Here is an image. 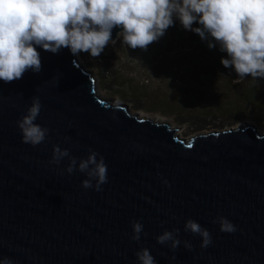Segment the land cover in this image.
I'll return each instance as SVG.
<instances>
[{"label":"water","instance_id":"1","mask_svg":"<svg viewBox=\"0 0 264 264\" xmlns=\"http://www.w3.org/2000/svg\"><path fill=\"white\" fill-rule=\"evenodd\" d=\"M40 56L38 73L0 81V259L137 264L135 253L148 248L157 264H264V132L243 122L178 137L170 124L101 96L97 78L68 49ZM33 96L42 104L36 123L49 129L36 146L22 142L16 123ZM57 144L78 161L90 150L104 157L100 191L81 186L83 173L65 172L67 158L49 163ZM218 216L236 230L220 231ZM189 218L210 232L207 247L184 231ZM133 220L147 233L139 241ZM172 229L180 230L177 248L157 243Z\"/></svg>","mask_w":264,"mask_h":264},{"label":"clouds","instance_id":"2","mask_svg":"<svg viewBox=\"0 0 264 264\" xmlns=\"http://www.w3.org/2000/svg\"><path fill=\"white\" fill-rule=\"evenodd\" d=\"M177 22L210 50L223 53L220 64L237 78L264 79V0H0V81L20 79L26 71L38 73L40 50L56 54L66 48L74 56L87 53L95 58L118 39L128 48L147 50ZM114 28L119 29L115 39ZM41 108L39 96H33L17 120L23 143L36 146L47 138L49 129L36 123ZM64 158L69 161L65 172L86 176L81 182L84 189L100 191L107 182L108 166L96 151L78 161L68 149L54 145L49 163L59 165ZM213 222L222 232L236 230L226 217L218 216ZM131 226L132 240L147 235L138 220ZM179 231L164 230L156 236L157 243L170 242L172 249L177 248ZM184 231L201 237V248L212 241L208 229L191 218L185 221ZM183 245L188 250L193 247L188 240ZM135 255L137 264H157L148 248ZM0 264H13V260L4 257Z\"/></svg>","mask_w":264,"mask_h":264},{"label":"rangeland","instance_id":"3","mask_svg":"<svg viewBox=\"0 0 264 264\" xmlns=\"http://www.w3.org/2000/svg\"><path fill=\"white\" fill-rule=\"evenodd\" d=\"M150 44H153V42ZM150 44L147 46V50H141L140 48L131 49L123 45L118 39L115 44L110 43L106 46L105 50L97 58L99 59V57H102L103 62H105V66L109 70L110 80H108L106 76L105 80L101 76L99 68L91 65L92 62H96V57L93 58L87 53H81L77 58L80 63L86 69L90 70L97 78L101 96L115 99V103L128 104L130 110L134 113H139L142 116L150 117L161 123L172 125L182 132L183 138L189 139L201 132L235 128L243 122H247L255 126L259 131L264 132V123L249 117L250 114L253 115L251 109H243V111L238 113L236 116L242 117V119L238 120L235 124L215 123V118H222L221 115H214L213 117L201 111H197L194 115L201 116L199 119L202 121L203 125L207 126L202 130H198L195 126L189 124L177 123L171 110H167L168 113L166 114H168V116L163 115L164 113L159 114L157 112L150 113L146 110H135L131 99L134 91L137 88L141 90L140 88L146 85L155 91L162 90V92H169L172 93V95L180 94L182 98L186 97L187 99L185 101L193 104L191 108H196L198 106L197 103L194 104V100L198 98L205 103H213L212 101L210 102V100H212L211 97H213L212 94L217 93L218 95L219 92L222 91L218 88L217 81L215 82L208 79H201L200 81V77L196 76L195 72H193L194 68H186L178 65L179 56H185L182 50L178 49L175 53H169L168 57H170V59H168L165 58V56H160V54L166 53V50L161 48L158 55L154 57L149 54ZM106 82H109L110 85ZM214 82L215 84L213 86ZM239 84L240 81L233 78V82L231 83L233 89ZM251 85L256 89L258 88L264 91V79L253 80ZM235 90L239 91L237 89ZM222 93H224V91Z\"/></svg>","mask_w":264,"mask_h":264},{"label":"trees","instance_id":"4","mask_svg":"<svg viewBox=\"0 0 264 264\" xmlns=\"http://www.w3.org/2000/svg\"><path fill=\"white\" fill-rule=\"evenodd\" d=\"M161 48H164L166 53L160 54V56H165L168 59H170L168 57L169 53H175L178 49L182 50L185 56H179L178 65L194 68L193 72L200 77V81L201 79L217 81L218 88L222 91L218 95L217 93L212 94L213 97H211L212 100L210 102L212 101L213 103H205L198 98L194 100V104L197 103L198 106L191 108L193 104L186 102V97L182 98L180 94L172 95V93L162 92V90L155 91L146 85L142 86L141 90L137 88L134 91L131 99L135 110L164 113L163 115L165 116H168L166 114L168 113L167 110H171L177 123L189 124L195 126L198 130H202L207 126L203 125L199 119L201 116L194 115L197 111L213 117L214 115H221L222 118H215V123L235 124L242 119V117L236 116L238 113L243 111V109H251L253 115L250 114L249 117L264 123V91L251 85L253 79H239L234 71L225 69L220 64V58L224 55L223 53L216 48L210 50L198 35L191 31L183 30L178 22L174 26L169 27L162 38L150 44L149 54L156 57ZM95 61L91 65L99 68L100 74L104 79L106 76L110 80L109 70L105 66L102 57L97 58ZM233 78L240 81V84L235 86L236 88L234 89L231 86ZM106 83L110 85L109 82ZM223 91L224 93H222Z\"/></svg>","mask_w":264,"mask_h":264},{"label":"bare ground","instance_id":"5","mask_svg":"<svg viewBox=\"0 0 264 264\" xmlns=\"http://www.w3.org/2000/svg\"><path fill=\"white\" fill-rule=\"evenodd\" d=\"M154 120V119H153ZM156 122H158V123H161L160 121H158V120H155ZM165 124V123H164ZM167 124V123H166ZM172 126V125H171ZM172 128L175 130V134H176V136H178V137H181V138H183L182 137V132H180V130H178L177 128H175V127H173L172 126Z\"/></svg>","mask_w":264,"mask_h":264}]
</instances>
